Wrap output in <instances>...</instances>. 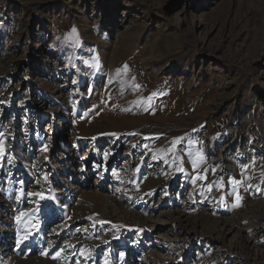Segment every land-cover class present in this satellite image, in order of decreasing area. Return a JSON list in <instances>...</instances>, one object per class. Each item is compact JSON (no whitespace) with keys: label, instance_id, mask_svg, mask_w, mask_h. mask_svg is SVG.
<instances>
[{"label":"rangeland","instance_id":"374dc122","mask_svg":"<svg viewBox=\"0 0 264 264\" xmlns=\"http://www.w3.org/2000/svg\"><path fill=\"white\" fill-rule=\"evenodd\" d=\"M0 264H264V0H0Z\"/></svg>","mask_w":264,"mask_h":264},{"label":"bare ground","instance_id":"6f19581e","mask_svg":"<svg viewBox=\"0 0 264 264\" xmlns=\"http://www.w3.org/2000/svg\"><path fill=\"white\" fill-rule=\"evenodd\" d=\"M126 122H127V120H126ZM130 123V122H129Z\"/></svg>","mask_w":264,"mask_h":264},{"label":"snow or ice","instance_id":"6c2138e0","mask_svg":"<svg viewBox=\"0 0 264 264\" xmlns=\"http://www.w3.org/2000/svg\"><path fill=\"white\" fill-rule=\"evenodd\" d=\"M74 31V30H73Z\"/></svg>","mask_w":264,"mask_h":264}]
</instances>
